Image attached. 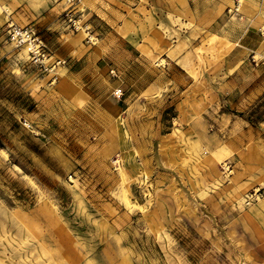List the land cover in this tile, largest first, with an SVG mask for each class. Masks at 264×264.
<instances>
[{
	"label": "rangeland",
	"instance_id": "1",
	"mask_svg": "<svg viewBox=\"0 0 264 264\" xmlns=\"http://www.w3.org/2000/svg\"><path fill=\"white\" fill-rule=\"evenodd\" d=\"M48 1L0 0V264H264V0Z\"/></svg>",
	"mask_w": 264,
	"mask_h": 264
},
{
	"label": "crops",
	"instance_id": "2",
	"mask_svg": "<svg viewBox=\"0 0 264 264\" xmlns=\"http://www.w3.org/2000/svg\"><path fill=\"white\" fill-rule=\"evenodd\" d=\"M143 4L146 5L144 6V11L151 14L152 16H154L155 13L151 10L155 9L158 12V10H160L161 8L160 6L163 5L161 1L157 2V0L151 1V7H149L146 3ZM58 5L57 9L59 8ZM50 7L51 5L49 4L48 0H29V21L35 19L40 23V25L48 28L49 23L46 19L48 15H51V13L47 12L48 10L50 11ZM16 10L18 11L19 9L17 8ZM170 15L173 16L172 9L171 13L170 11L169 13H166V17H170ZM44 27L40 29L43 31ZM238 40L240 49H235V52L239 55V59L235 60L234 63H231L229 68L233 70H235L237 67L241 69L245 68L244 70L247 71V75L240 81H238L239 79H231L230 85H234V87L232 88L233 94L242 95L247 90V86H251L252 82L255 80L258 74V71H262L264 69V59L258 64L251 66L250 68L249 62L246 61V58H253V55L262 57L261 55H263L264 53V36L262 32L259 31V28L250 27L247 28V30L241 35Z\"/></svg>",
	"mask_w": 264,
	"mask_h": 264
},
{
	"label": "built area",
	"instance_id": "3",
	"mask_svg": "<svg viewBox=\"0 0 264 264\" xmlns=\"http://www.w3.org/2000/svg\"><path fill=\"white\" fill-rule=\"evenodd\" d=\"M69 4H73L76 0H65ZM6 39L15 48H25L27 50V58L37 67H42L46 60V50L39 36L38 31L32 25L18 26L16 24H8L6 27Z\"/></svg>",
	"mask_w": 264,
	"mask_h": 264
},
{
	"label": "bare ground",
	"instance_id": "4",
	"mask_svg": "<svg viewBox=\"0 0 264 264\" xmlns=\"http://www.w3.org/2000/svg\"><path fill=\"white\" fill-rule=\"evenodd\" d=\"M239 4H240V5H239ZM239 4H238L239 7L237 8V10H241V9L243 8V2L240 1ZM243 10H244V9H243ZM26 53H27V50H26L25 48H23L21 54H22L23 56H27Z\"/></svg>",
	"mask_w": 264,
	"mask_h": 264
}]
</instances>
